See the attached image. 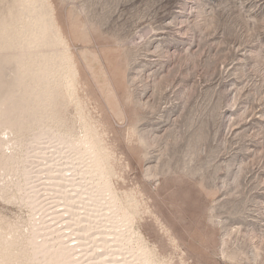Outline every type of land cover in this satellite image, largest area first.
Segmentation results:
<instances>
[{
	"label": "rangeland",
	"instance_id": "rangeland-1",
	"mask_svg": "<svg viewBox=\"0 0 264 264\" xmlns=\"http://www.w3.org/2000/svg\"><path fill=\"white\" fill-rule=\"evenodd\" d=\"M47 1L145 238L172 264H264V0Z\"/></svg>",
	"mask_w": 264,
	"mask_h": 264
},
{
	"label": "bare ground",
	"instance_id": "bare-ground-1",
	"mask_svg": "<svg viewBox=\"0 0 264 264\" xmlns=\"http://www.w3.org/2000/svg\"><path fill=\"white\" fill-rule=\"evenodd\" d=\"M9 7L0 15V200L28 216L0 212V264H172L138 225L143 203L116 184L115 154L80 105L81 72L55 9L47 0Z\"/></svg>",
	"mask_w": 264,
	"mask_h": 264
}]
</instances>
